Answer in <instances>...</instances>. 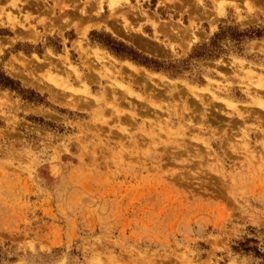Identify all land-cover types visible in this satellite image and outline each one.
Returning a JSON list of instances; mask_svg holds the SVG:
<instances>
[{"label": "rangeland", "instance_id": "374dc122", "mask_svg": "<svg viewBox=\"0 0 264 264\" xmlns=\"http://www.w3.org/2000/svg\"><path fill=\"white\" fill-rule=\"evenodd\" d=\"M227 27L264 0H0V264H264V37L190 59Z\"/></svg>", "mask_w": 264, "mask_h": 264}, {"label": "trees", "instance_id": "16d2710c", "mask_svg": "<svg viewBox=\"0 0 264 264\" xmlns=\"http://www.w3.org/2000/svg\"><path fill=\"white\" fill-rule=\"evenodd\" d=\"M262 37L264 36L263 34H261L260 30H248L244 32V31H238L236 28H232V27L220 29L219 32L213 35L208 45L205 44V45L198 47L197 50L195 49L193 53L190 55V59L217 58L219 55L224 53V50L222 49V46H221V42L224 39H229L230 42H233L236 44V46H238L246 38H259L260 39ZM106 46L109 47L110 51H112L114 54L120 57H123V58L133 57V56H130L132 51L121 43H117L113 40H108V44ZM134 55L135 56L132 58V60L135 63L142 64L148 67L149 62L147 60L140 61L139 60L140 56L135 53ZM150 63H155V62H150ZM0 89L14 92L17 95H19L23 100L30 102V103H40L41 102V99L37 94H35L32 91L21 88L18 82L12 80L11 78L6 76L1 71H0ZM252 251H254L256 255H261L256 250H252Z\"/></svg>", "mask_w": 264, "mask_h": 264}, {"label": "bare ground", "instance_id": "6f19581e", "mask_svg": "<svg viewBox=\"0 0 264 264\" xmlns=\"http://www.w3.org/2000/svg\"><path fill=\"white\" fill-rule=\"evenodd\" d=\"M34 2V1H33ZM117 8V7H116ZM123 21V20H122ZM98 24V23H97Z\"/></svg>", "mask_w": 264, "mask_h": 264}]
</instances>
